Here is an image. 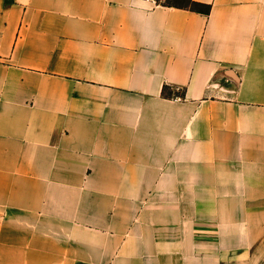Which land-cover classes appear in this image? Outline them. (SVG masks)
Segmentation results:
<instances>
[{
  "label": "crops",
  "instance_id": "obj_1",
  "mask_svg": "<svg viewBox=\"0 0 264 264\" xmlns=\"http://www.w3.org/2000/svg\"><path fill=\"white\" fill-rule=\"evenodd\" d=\"M193 1L0 0V264H264V0Z\"/></svg>",
  "mask_w": 264,
  "mask_h": 264
},
{
  "label": "trees",
  "instance_id": "obj_2",
  "mask_svg": "<svg viewBox=\"0 0 264 264\" xmlns=\"http://www.w3.org/2000/svg\"><path fill=\"white\" fill-rule=\"evenodd\" d=\"M180 1L181 0H170L168 1V3L163 4L160 2V0H157V3L163 6H167V7L186 8V9H190V10L197 11L200 13H205V14L210 13L211 8L208 5L199 4L193 0H188L187 4H183ZM164 92H167V89H165Z\"/></svg>",
  "mask_w": 264,
  "mask_h": 264
},
{
  "label": "rangeland",
  "instance_id": "obj_3",
  "mask_svg": "<svg viewBox=\"0 0 264 264\" xmlns=\"http://www.w3.org/2000/svg\"><path fill=\"white\" fill-rule=\"evenodd\" d=\"M168 1H170V0H160V2L163 3V4L168 3ZM180 2L183 3V4H187L188 0H181Z\"/></svg>",
  "mask_w": 264,
  "mask_h": 264
}]
</instances>
